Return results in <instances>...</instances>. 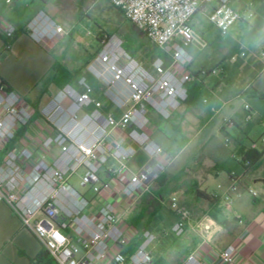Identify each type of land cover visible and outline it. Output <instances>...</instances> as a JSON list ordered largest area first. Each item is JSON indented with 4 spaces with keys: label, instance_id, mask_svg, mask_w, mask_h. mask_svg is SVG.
Listing matches in <instances>:
<instances>
[{
    "label": "built area",
    "instance_id": "2783aa9c",
    "mask_svg": "<svg viewBox=\"0 0 264 264\" xmlns=\"http://www.w3.org/2000/svg\"><path fill=\"white\" fill-rule=\"evenodd\" d=\"M109 1L153 44L169 51L172 64L167 66L157 58L153 69H146L126 53L119 54L115 45L108 42L88 68L106 84L104 97L97 99L92 87L80 81L83 92L66 86L40 110L57 131L55 142L60 151L52 161L34 157L27 147L5 150L15 140L19 127L33 123L35 110L18 93L0 83V151L5 150L0 162V202L9 206L54 264H153L151 245L156 234L143 230L142 242L135 250H127L136 232L123 220L116 204L104 198L117 191L122 198L134 200L148 192L165 172V164L156 157H171L147 132V107L167 120L188 99L187 83L193 75L187 67L191 56L186 44L192 38L193 16L202 8L211 7L207 18L222 35L235 23L254 16L248 9L235 10L231 0ZM17 31L12 23L2 25L7 39H13ZM25 32L42 42L65 31L51 16L39 11ZM202 73L208 74L204 70ZM211 73H218V68ZM66 100L70 102L64 106ZM105 104L111 106L106 113L101 111ZM92 105L94 109L85 112ZM244 109L248 122L252 119L249 105L245 104ZM81 112L83 115L79 116ZM129 143L151 158L138 171H132L128 165L136 154ZM250 148H264V134L252 141ZM80 169V186L91 190L93 198L70 183ZM250 193L257 195L253 190ZM225 198L229 200V196ZM169 203L178 217L172 232L181 237L186 230L187 213L180 206L179 196L172 195ZM219 258L223 264H235V248H224ZM182 264L207 263L192 252Z\"/></svg>",
    "mask_w": 264,
    "mask_h": 264
},
{
    "label": "crops",
    "instance_id": "0c3cea01",
    "mask_svg": "<svg viewBox=\"0 0 264 264\" xmlns=\"http://www.w3.org/2000/svg\"><path fill=\"white\" fill-rule=\"evenodd\" d=\"M39 1L40 5L33 7L35 0L16 6H7L11 2L0 0V34L4 22L12 23L18 29V36L8 49L0 37V77L37 112L32 124L17 129L15 140L8 143L5 150L27 147L34 157L52 161L60 151L55 142L57 131L41 116L40 110L66 86L79 92H83V87L80 78L57 61L52 40L37 42L25 32L27 24L44 8L42 0ZM232 7L239 11L245 9L239 5ZM210 9L202 8L190 22L192 30L195 23L201 27L204 37L211 35V29L198 17L205 13L207 18ZM260 21L264 22V13ZM237 23L227 34L219 32L227 38L222 41L219 54L222 59L217 67L218 79L213 80L215 85L196 82L195 76L187 83L188 101L169 119L161 118L153 109L147 113V132L166 154L165 135L160 132V127L168 131L184 130L189 133L190 141L203 135V143H209L214 134L220 132L229 138L226 142L232 140L234 144L228 148L211 146L208 165L197 164L179 184L172 183L166 174L175 158L168 160L159 155L156 160L165 164V172L153 182L148 192L134 200L122 198L117 191L104 198L116 204L119 214L136 234L137 227L156 234L157 239L151 245L153 264H182L192 252L207 264H223L219 253L228 246L235 248V264H264V154L250 167L243 165L237 155V150L250 148L251 142L264 134V98L257 94L264 95V36L253 28L250 36L244 32L232 37L230 31ZM191 41L192 38L186 49ZM230 51L239 52L244 58L233 69L226 63L225 55ZM85 75L93 96L103 98L105 88L100 86L101 82L89 69ZM232 76L238 79L237 85L231 83ZM69 102L66 100L64 106ZM245 104L249 105L252 116L248 122L245 121ZM93 109L94 105L89 106L85 112ZM110 110L109 104L101 108L104 113ZM80 114L82 116L83 112ZM129 144L135 148L136 154L128 165L132 171H138L151 158L135 144ZM250 190L257 195L252 196ZM198 191L210 196L211 200L200 196ZM81 193L88 198L94 197L88 188ZM172 195L180 197V206L187 213L186 230L181 237L172 232L178 219L170 208ZM42 249L9 206L0 202V264H32Z\"/></svg>",
    "mask_w": 264,
    "mask_h": 264
},
{
    "label": "rangeland",
    "instance_id": "374dc122",
    "mask_svg": "<svg viewBox=\"0 0 264 264\" xmlns=\"http://www.w3.org/2000/svg\"><path fill=\"white\" fill-rule=\"evenodd\" d=\"M1 1L4 3L5 0ZM25 1L27 0H10L11 3L7 6H16ZM35 1L33 7L40 5L39 0ZM42 2L44 3L42 11L60 23L65 31L63 35L52 39V44H54L53 52L56 54L57 61L61 62L65 68L76 75V78H80V81H85L89 84L85 79V73L88 71L89 65L104 50L108 42L111 46L115 45V50L119 54L126 53L141 63L146 69L152 70L153 63L157 58L163 59L167 66L172 64L169 51L166 52L153 44L146 33L127 20L123 13L115 8L109 0H42ZM231 3L236 8L238 5L244 6V10L248 9V12H252L254 16L237 23L233 30L230 31V35L237 37V35L245 32L250 36L253 34V28H257L259 32L261 31L260 34L264 36V22L260 21L262 13H264L263 1L231 0ZM250 3H253V5L249 6ZM205 15L203 13L198 18L203 20V24L211 29V35L207 37L201 35V27L195 23L194 29L191 31L192 41L186 49L191 56L187 67L193 78L197 77L194 78L196 82L204 81L206 84L212 83L215 85L213 80L218 79L219 75L211 73V71L218 67L222 59L219 54L221 53L222 41L227 37L221 36L219 31L208 23L209 20H207ZM70 31L72 35L69 34ZM101 32L103 33L102 40H97V36ZM233 56L234 59L232 60ZM225 57L227 59L226 63L232 69L240 61L244 60V58L240 57L239 52L235 51L228 52ZM201 69L208 71V74L202 73ZM230 74L232 73L230 72ZM230 80L233 85L238 84V79L235 77L232 76ZM100 86L107 89L106 84L103 82L100 83ZM151 110L150 107H147L148 114H150ZM160 132L165 135L163 138L168 154L171 158H175L166 172L169 180L175 184H179L184 179V176L189 175V170L193 171L197 164L208 165L207 155H209L208 150L211 146H226L228 148L234 144L232 140L226 142L227 136L220 132L215 133L209 143H203V135L190 141L189 133L184 130L170 129L168 131L160 127ZM4 156L5 152H1V159ZM82 173L83 169H80L70 179L71 185L79 192L85 190V188L80 186V175Z\"/></svg>",
    "mask_w": 264,
    "mask_h": 264
},
{
    "label": "trees",
    "instance_id": "16d2710c",
    "mask_svg": "<svg viewBox=\"0 0 264 264\" xmlns=\"http://www.w3.org/2000/svg\"><path fill=\"white\" fill-rule=\"evenodd\" d=\"M70 35H72V32H69ZM18 36V31L16 32L15 36L13 39H7L3 34H0V37L2 38L4 44H5V49H8L13 41L16 39ZM103 33H99L97 36V40H102ZM166 53V52H165ZM0 83L4 84L8 90H12V88L0 77ZM258 96L260 98H264V95L260 92H257ZM190 97V91L188 90V99ZM188 99L186 101H188ZM37 114V112L34 113V116ZM264 150H258V149H253V148H248L246 150L239 149L237 150V155L241 157V163L244 165L247 163L246 166L250 167L254 165L255 163L258 162V160L263 156ZM3 159L0 157V162ZM198 194L202 196L205 199L211 200V197L205 194L204 192L198 191ZM142 231L139 227H137V234L136 236L132 239L131 243L128 246V249L130 252L135 250V248L142 242ZM32 264H54L53 259L50 257L48 252L45 249H42L38 256H36L32 260Z\"/></svg>",
    "mask_w": 264,
    "mask_h": 264
}]
</instances>
